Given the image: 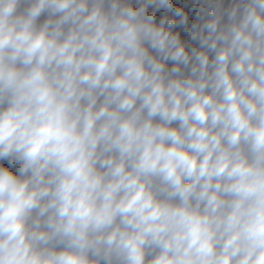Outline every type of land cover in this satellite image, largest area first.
<instances>
[{"label": "clouds", "instance_id": "obj_1", "mask_svg": "<svg viewBox=\"0 0 264 264\" xmlns=\"http://www.w3.org/2000/svg\"><path fill=\"white\" fill-rule=\"evenodd\" d=\"M0 264H264V0H0Z\"/></svg>", "mask_w": 264, "mask_h": 264}]
</instances>
